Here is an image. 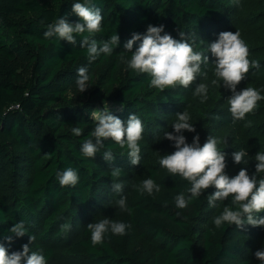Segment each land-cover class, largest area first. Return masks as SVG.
Returning <instances> with one entry per match:
<instances>
[{"label":"trees","instance_id":"16d2710c","mask_svg":"<svg viewBox=\"0 0 264 264\" xmlns=\"http://www.w3.org/2000/svg\"><path fill=\"white\" fill-rule=\"evenodd\" d=\"M76 2L83 0H0V173L9 168L12 179L20 176V170L32 174L25 191L15 190L8 201L0 196V245L8 254L22 251L33 235L36 239L29 244V254L40 252L41 243L89 220L66 250L86 264H227L235 260L242 253L236 236L250 225L238 229L225 224L217 229L213 217L223 210L209 209L205 193L186 209H177L175 197L189 195L190 184L160 164L149 165L132 178L127 214L121 219L130 225L126 234L109 232L103 243L93 246L87 225L113 194L112 185L129 179V170L136 165L130 164L127 147L120 148L111 139L104 141V149L95 158L80 151L96 126L91 118L94 110L107 107L125 123L136 114L142 120L143 137L154 138L162 119L175 108L174 100L184 102L179 85L163 91L152 88L149 75L137 74L120 62L121 53L131 57L124 44L133 33H146L148 25H163L174 39H181L180 31L189 34L194 51L206 52V38L224 24L235 0H93L89 7L100 8L103 15L101 31L93 33V38L100 45L114 34L120 40L110 56L101 54L92 62L87 48L81 47L82 35L76 36L75 44L43 35L47 25L59 18L82 23L72 12ZM140 43L133 45V51ZM81 66L91 76L90 87L83 93L76 85V70ZM73 127H80L82 135L75 136ZM138 143L142 156L143 140ZM108 149L115 157L111 162L102 157ZM116 167L121 174L114 179L111 172ZM67 168L79 175L75 187L59 184L56 173ZM149 178L160 191L141 194L138 186ZM256 215L264 217V212ZM21 221L28 234L16 237L10 229ZM133 231L150 247L129 250ZM260 232L264 236V227ZM9 235L11 243L5 239ZM44 256L47 262L54 257L50 245Z\"/></svg>","mask_w":264,"mask_h":264},{"label":"clouds","instance_id":"9594fccd","mask_svg":"<svg viewBox=\"0 0 264 264\" xmlns=\"http://www.w3.org/2000/svg\"><path fill=\"white\" fill-rule=\"evenodd\" d=\"M92 3L93 0H83L82 3L72 4V12L83 22L69 23L66 18H59L55 23L47 25V30L43 33L44 38L50 39L56 36L60 40L75 44L76 36L82 35L81 47L87 48L89 62L94 61L101 54L110 56L114 50L113 46L118 45L120 37L114 34L102 45L93 38V33L101 31L103 15L100 8L89 7ZM85 32L89 35H83ZM179 35L181 39L177 40L164 32L163 25H148L146 33H133L131 39L124 44L125 52L131 53L130 59L121 53L119 60L133 72L149 75L151 77L149 86L152 88L161 91L175 88L177 85L187 88L197 80V77L207 78V73L202 72L201 65L209 60L203 52L194 51L193 43L189 42L191 39L189 34L180 31ZM137 41L141 43L133 51V45ZM207 52L215 58L214 76L217 79H213L211 83L216 85L218 81H222L223 86L231 90L232 96L227 102L230 105L229 111L233 122L244 120L247 114L256 110L257 103L264 99V96L253 87L237 91V86L246 79L250 69L260 67L259 61L249 60V49L238 31L221 32L216 41L207 45ZM76 71L77 89L78 92L83 93L90 87L91 76L87 67L81 66ZM193 94L201 97V102L206 101L208 85L197 84ZM176 117L172 125L174 131L164 133V139L173 142L175 151L159 159L161 167L174 176L179 175L190 184L187 189L189 195L181 193L175 197V207L186 209L193 199L200 197L205 190L214 188L215 192L208 196L210 206L215 207L216 201H224L230 196L233 198L232 204L236 206L235 210L225 207L221 214L213 217L217 229H221L225 224L235 225L238 229H242L246 224L264 227V217L256 215L264 212V178L258 179L257 176L264 173V152H257L255 155V174L249 175L247 168L242 167L237 175L230 178L225 172L227 153L218 148L220 141L209 135L201 146L197 133L192 142L188 143L183 133L196 132L194 125L189 122L191 117L187 110L177 113ZM91 118L96 122V126L90 132V138L85 139L81 145L80 151L83 156L95 158L96 154L104 149V141L111 139L120 148L127 147L131 165L140 164L141 147L138 142L143 139L144 127L142 120L136 114H131L125 123L105 107L103 111L94 110ZM72 133L81 136L82 129L73 127ZM246 155L244 150L234 151L231 154L236 164L247 163L244 161ZM102 157L106 162L115 159L111 149L105 150ZM120 174L119 167L111 172L114 179ZM56 176L61 187H75L79 181V175L73 168L58 171ZM112 187L117 193L123 191L121 183H114ZM154 190L159 192L160 187L151 178L144 180L138 186L141 194L151 195ZM117 203L122 210L126 209L124 197H121ZM62 227L67 228V225ZM128 227L130 225L110 221L107 218L87 225L93 246L103 243L105 235L109 232L116 236L126 234ZM10 232L16 237L28 234L23 221L16 223ZM5 239L11 243L13 237L9 235ZM35 239V236L29 235V244H33ZM29 244H24L22 251L11 254L0 245V264H22V261L23 264H47L41 252L31 250L29 254ZM254 256L260 264H264V247L255 251Z\"/></svg>","mask_w":264,"mask_h":264},{"label":"rangeland","instance_id":"374dc122","mask_svg":"<svg viewBox=\"0 0 264 264\" xmlns=\"http://www.w3.org/2000/svg\"><path fill=\"white\" fill-rule=\"evenodd\" d=\"M224 31H238L241 39L249 49V60L259 61L260 64L258 69H250L246 79L237 86V91L246 87H253L260 92L261 96H264V0H235L232 12L224 24L218 27L214 35L206 38V45L216 41L219 34ZM203 53L208 56L209 60L201 65L202 72L207 73V78L200 76L189 87H179L184 94V102L179 103L177 99L174 100L175 108L169 112L166 118L162 119L157 136H154V138L143 137L144 153L140 156V164L129 170V179L121 182L123 191L120 193L113 191V194L110 195L108 201L104 204V208L99 210L97 216L92 218V223L99 222L105 218L110 221L121 222L122 217L127 214V202L132 178L143 172L149 165L159 164V159L165 154H171L175 151L173 142L164 139V133L174 131L172 125L177 119L176 114L185 110L188 111L191 117L189 122L196 129L195 133L188 131L183 133L188 143H191L193 137L198 133L202 146L208 136L212 135L220 141L218 144L219 150L227 153L225 172L230 178L237 175L242 167L247 168L249 175L255 174V155L257 152H264V99L257 103L256 110L247 114L244 120L233 122V117L229 111L230 105L227 102L232 96V92L223 86L222 81H218L216 85L211 83L213 79H217L214 76L215 58L210 52L206 51ZM199 83L208 85V98L204 102H201V97L193 94ZM240 150H244L247 153L244 157V161L247 163L236 164L232 160V152ZM17 151L22 152L23 150ZM25 155L28 157L27 154ZM9 172L10 170L7 168L0 173V196L7 201L10 193L15 190L25 191L27 182L32 177L30 170H20V176L14 179L9 176ZM257 176L258 179L264 178V173L257 174ZM214 192V188L204 191L207 198ZM121 197L126 199V209L123 210L117 203ZM232 199L230 196L224 201H216L215 207L209 205L208 208L223 210L225 207H231L235 210L236 206L232 204ZM87 221H84L82 226ZM82 226H76L70 231L67 229L58 237L51 238L49 242L41 243L40 252L43 255L47 245H50L54 251V257L47 264H86L85 259L70 256L66 251L71 239L80 236ZM260 229L261 227L250 225L247 232L236 236L242 253L235 260L228 261L227 264H234L238 261L260 264V261L254 256L255 251L264 247V236ZM196 238L200 244L202 241L200 232L196 233ZM149 247L150 245L142 240L137 232L133 231L129 242V250Z\"/></svg>","mask_w":264,"mask_h":264}]
</instances>
